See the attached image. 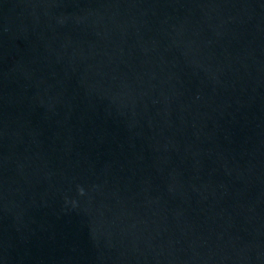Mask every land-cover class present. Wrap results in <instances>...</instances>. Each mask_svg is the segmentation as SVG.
<instances>
[{
	"label": "water",
	"instance_id": "1",
	"mask_svg": "<svg viewBox=\"0 0 264 264\" xmlns=\"http://www.w3.org/2000/svg\"><path fill=\"white\" fill-rule=\"evenodd\" d=\"M264 59V0H0V171Z\"/></svg>",
	"mask_w": 264,
	"mask_h": 264
}]
</instances>
